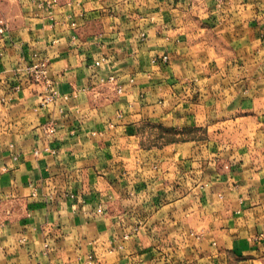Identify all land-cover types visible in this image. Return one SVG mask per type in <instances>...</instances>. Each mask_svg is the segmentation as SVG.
Here are the masks:
<instances>
[{
  "label": "crops",
  "instance_id": "1",
  "mask_svg": "<svg viewBox=\"0 0 264 264\" xmlns=\"http://www.w3.org/2000/svg\"><path fill=\"white\" fill-rule=\"evenodd\" d=\"M0 264H264V0H0Z\"/></svg>",
  "mask_w": 264,
  "mask_h": 264
},
{
  "label": "built area",
  "instance_id": "2",
  "mask_svg": "<svg viewBox=\"0 0 264 264\" xmlns=\"http://www.w3.org/2000/svg\"><path fill=\"white\" fill-rule=\"evenodd\" d=\"M168 60H169V57L167 55H165V56H163L161 58L162 62H167ZM103 61H105V59H102L100 61H96L95 65L96 66H100ZM47 68H48V65H47L46 62H40V63H38L36 65L30 66L28 68V71H29V74L32 77V79H34L35 81H40V80H42L45 77V75L47 73ZM108 81L109 82H114L115 79H114V77H110L108 79ZM53 97L54 96L48 97L47 101H51ZM37 153H38V151H37Z\"/></svg>",
  "mask_w": 264,
  "mask_h": 264
}]
</instances>
